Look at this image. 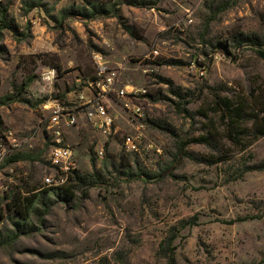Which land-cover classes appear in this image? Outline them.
Here are the masks:
<instances>
[{"label": "rangeland", "instance_id": "obj_1", "mask_svg": "<svg viewBox=\"0 0 264 264\" xmlns=\"http://www.w3.org/2000/svg\"><path fill=\"white\" fill-rule=\"evenodd\" d=\"M28 1L37 0L5 1L10 28L0 40V130L20 142L0 164V264H167L157 253L171 241L174 264H264V171L233 180L246 160H264V137L230 148V161L216 166L178 154L182 143L224 131L215 96L247 109L252 95L264 98V60L230 41L264 37V0H236L208 24L219 0H40L34 9ZM87 1L106 13L51 19L64 8L90 11ZM218 41L231 57L213 48ZM95 57L118 70L119 90H137L103 99L118 131L107 143L68 96L90 95ZM60 102L77 115L64 144L76 172L100 176L94 187L77 186L73 174L61 188L44 185L54 173L46 127ZM128 138L138 151L126 150ZM185 149L210 153L192 142ZM13 196L37 200L23 222L7 210Z\"/></svg>", "mask_w": 264, "mask_h": 264}, {"label": "trees", "instance_id": "obj_2", "mask_svg": "<svg viewBox=\"0 0 264 264\" xmlns=\"http://www.w3.org/2000/svg\"><path fill=\"white\" fill-rule=\"evenodd\" d=\"M236 0H219L216 4L213 2L209 7L212 10L207 24L214 20L215 16L226 9L230 8ZM29 9L43 8V4L40 0L28 1L25 3ZM87 4L91 7L90 11L85 8L81 9V12L76 11L72 8H64L61 10V20H57L56 17L52 16L51 19L55 23H61L67 18H82V19H93L98 14H105L103 7H100L93 2L87 1ZM215 4V5H214ZM9 3H4L0 5V40L2 39V31L6 28H10L9 21ZM230 41L233 46L238 48H250L258 56V58L264 60V37L256 34H246V33H233L230 35ZM214 49L219 50L224 53L227 57H231L228 51V46L226 42H216L213 46ZM94 80V79H93ZM31 80L24 84V87H28ZM215 103L213 109L215 112H221V118L226 121L225 129L223 132L218 131H208L204 135H200L196 138H192L186 143H182L178 148L179 159L188 158L199 164L206 166H216L219 164H226L230 161L231 152L230 148H240V151L248 150L257 140L264 137V98L260 95H252L251 103L252 107L247 109L243 103H235L228 98H221L218 96L214 97ZM203 117L207 116L206 113H200ZM1 124V121H0ZM157 125V124H156ZM219 133L220 137L216 134ZM196 143L205 146L210 153L205 155H197L186 151V145L189 143ZM108 146V145H107ZM248 158H252V154H249ZM246 162V163H245ZM243 164L242 171L236 176L235 179L241 178L244 174L252 171H264V160L260 162L247 163L246 160ZM73 181L77 186H84L87 189L94 187L98 184L100 176L95 175H81L74 171ZM71 177V176H70ZM69 177V180H70ZM55 189V188H51ZM68 192V191H66ZM37 200H32L28 197L24 199L17 198L13 196L10 203L7 205V210L10 211L15 217H19L21 221H25L31 215L34 204ZM19 227V225H16ZM13 240L16 239L12 237ZM172 241L168 242L166 246L161 245L158 250V257L166 259L167 264H174V249L171 248Z\"/></svg>", "mask_w": 264, "mask_h": 264}, {"label": "built area", "instance_id": "obj_3", "mask_svg": "<svg viewBox=\"0 0 264 264\" xmlns=\"http://www.w3.org/2000/svg\"><path fill=\"white\" fill-rule=\"evenodd\" d=\"M6 0H0V5ZM98 65L95 78L88 82L90 95L83 92L74 93V100L70 101L74 105L73 109L82 108L85 117L94 128L101 134L105 143L117 134L114 117L109 113V109L103 99H108V95L113 93L118 98L130 99L137 95V90L128 87L118 89V70L109 69L104 66L100 57H95ZM110 99V98H109ZM108 99V100H109ZM66 103L60 102L53 105L50 113V121L46 127V133L50 137L52 146L48 153V163L54 173L44 178V185L49 188H61L65 186L69 177L77 169V161L74 150L64 144L65 129L74 127L77 124V115L66 109ZM128 107V105H126ZM133 115L137 119L144 118V112L140 107L133 106ZM20 145L17 133L13 131L0 130V164L4 162L11 151ZM106 145V144H105ZM124 146L128 152L138 151V143L133 139H126ZM99 157H103L105 146H100L96 150Z\"/></svg>", "mask_w": 264, "mask_h": 264}, {"label": "crops", "instance_id": "obj_4", "mask_svg": "<svg viewBox=\"0 0 264 264\" xmlns=\"http://www.w3.org/2000/svg\"><path fill=\"white\" fill-rule=\"evenodd\" d=\"M74 93H76L75 91H73L72 93H69L68 94V96H71V94L72 95H74ZM65 140L67 141V136H66V133L64 134V142H65Z\"/></svg>", "mask_w": 264, "mask_h": 264}]
</instances>
